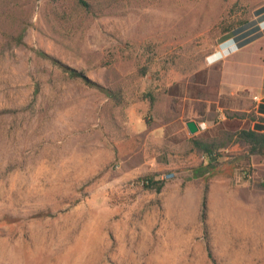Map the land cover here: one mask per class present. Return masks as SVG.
I'll return each instance as SVG.
<instances>
[{"label":"rangeland","instance_id":"rangeland-1","mask_svg":"<svg viewBox=\"0 0 264 264\" xmlns=\"http://www.w3.org/2000/svg\"><path fill=\"white\" fill-rule=\"evenodd\" d=\"M90 1L0 0V264H264V153L236 112L203 134L175 113L216 99L234 66L206 57L263 34L264 0ZM194 138L227 144L210 162Z\"/></svg>","mask_w":264,"mask_h":264},{"label":"crops","instance_id":"crops-1","mask_svg":"<svg viewBox=\"0 0 264 264\" xmlns=\"http://www.w3.org/2000/svg\"><path fill=\"white\" fill-rule=\"evenodd\" d=\"M230 48L231 51L218 63L231 64L235 69L233 67L227 72L221 65L222 73L210 77L211 82L217 87L216 99H205L195 95L180 100V110L175 113L184 120L188 131L187 122L189 120H195L198 123L201 133L213 125L215 112H221L220 115H224L227 111L243 113L252 108L257 109L261 103L264 104V33L247 44L234 48L230 46ZM238 64L242 67L237 66ZM244 65L248 66L249 70H246ZM205 87L201 85V88ZM223 98L230 99L233 104H221L220 100ZM215 102H218L216 110L212 106ZM206 104L209 106L206 107ZM236 119H238V129L243 128L245 119L240 117Z\"/></svg>","mask_w":264,"mask_h":264},{"label":"trees","instance_id":"trees-1","mask_svg":"<svg viewBox=\"0 0 264 264\" xmlns=\"http://www.w3.org/2000/svg\"><path fill=\"white\" fill-rule=\"evenodd\" d=\"M65 1H69L70 3H73L76 8H79L86 13L92 12L93 4L90 0H50V2L53 4V6H55L57 8L56 11L59 14H61L63 18L69 15L67 10L63 9V7L65 6L64 5ZM58 8H60L61 10L63 9V10L58 11ZM257 15L259 16V18L264 17V6L261 7L257 11ZM256 28H259V26H256ZM260 35H261V33H258L257 35L250 36L247 38H244L245 35H238L237 37H235V39L238 41L239 46H241V45H244V44L251 42L255 38L259 37ZM228 36L229 35H227L226 37H228ZM242 38H244V39L242 40ZM40 53L43 56L50 57L46 53H42V52H40ZM62 66L72 76L81 78L84 81H86L88 84L98 86V88H100L101 90L108 92L111 95H114V93L111 90L93 82L87 75L84 74L83 71L78 70V69L73 68V67H69L67 65H62ZM257 112L262 114L261 116L264 115V104L263 103H261L259 105ZM244 114L245 113H243V114L237 113L236 117H245ZM250 119H251V121L255 122V125L253 128L236 129V130H234V132H232L229 135V137L232 138L234 136L237 138L238 141L244 142L248 146L250 154H257V153H262V152L264 153V123H262V121H264V117H260V120H259V119H257V116L255 114V115H251ZM218 140H219L218 138H212V139H210V138H204V139L194 138V139H192L195 146L197 148L202 149V151L205 153V155L207 156V158L209 159L210 162L217 159L218 156L220 155L217 152V150L219 148H225L226 147L227 142H225L223 140L218 142ZM143 179L145 181L144 185L148 188H155L156 187L157 189H161L163 186V184L160 183V181L156 179L155 174H148Z\"/></svg>","mask_w":264,"mask_h":264},{"label":"clouds","instance_id":"clouds-1","mask_svg":"<svg viewBox=\"0 0 264 264\" xmlns=\"http://www.w3.org/2000/svg\"><path fill=\"white\" fill-rule=\"evenodd\" d=\"M230 46L237 47L238 43H236V39L233 37H228L222 40L219 43L218 48L211 54L206 57V61L209 65H213L219 62L225 55H227L231 48Z\"/></svg>","mask_w":264,"mask_h":264},{"label":"water","instance_id":"water-1","mask_svg":"<svg viewBox=\"0 0 264 264\" xmlns=\"http://www.w3.org/2000/svg\"><path fill=\"white\" fill-rule=\"evenodd\" d=\"M187 127L191 133H195L199 131V128H200L198 123L195 120H189L187 122Z\"/></svg>","mask_w":264,"mask_h":264},{"label":"built area","instance_id":"built-area-1","mask_svg":"<svg viewBox=\"0 0 264 264\" xmlns=\"http://www.w3.org/2000/svg\"><path fill=\"white\" fill-rule=\"evenodd\" d=\"M236 41H237V40H236ZM237 43H238V41H237ZM144 182H145V181L143 180L142 183H144Z\"/></svg>","mask_w":264,"mask_h":264}]
</instances>
